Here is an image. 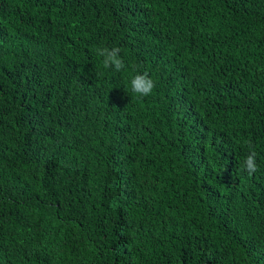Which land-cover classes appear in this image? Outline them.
Here are the masks:
<instances>
[{
	"label": "trees",
	"instance_id": "1",
	"mask_svg": "<svg viewBox=\"0 0 264 264\" xmlns=\"http://www.w3.org/2000/svg\"><path fill=\"white\" fill-rule=\"evenodd\" d=\"M0 264H264V0H0Z\"/></svg>",
	"mask_w": 264,
	"mask_h": 264
},
{
	"label": "clouds",
	"instance_id": "2",
	"mask_svg": "<svg viewBox=\"0 0 264 264\" xmlns=\"http://www.w3.org/2000/svg\"><path fill=\"white\" fill-rule=\"evenodd\" d=\"M120 49L113 47L109 48H100L97 50V54L103 57V66L105 68H114L115 71L119 72L123 70L126 66L123 59L119 56ZM155 81L150 78L147 72L143 74L135 75L131 80V91L139 97H146L150 95L155 88ZM249 148L251 149L250 154L247 155L244 162V170L247 171L249 176H252L257 172L258 167L256 164V152L252 148L251 143L249 142Z\"/></svg>",
	"mask_w": 264,
	"mask_h": 264
}]
</instances>
